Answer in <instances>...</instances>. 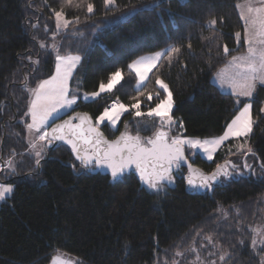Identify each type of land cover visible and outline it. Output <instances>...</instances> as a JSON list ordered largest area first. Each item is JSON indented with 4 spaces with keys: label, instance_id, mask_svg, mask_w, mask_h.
<instances>
[{
    "label": "trees",
    "instance_id": "1",
    "mask_svg": "<svg viewBox=\"0 0 264 264\" xmlns=\"http://www.w3.org/2000/svg\"><path fill=\"white\" fill-rule=\"evenodd\" d=\"M247 1L116 0L109 10L104 0H73L72 5L64 0H0V185L13 187L0 203V264H47L57 252L80 264H211L215 250L224 255L220 264H264V255L252 243V228L264 206V85L256 86L251 100H243L212 83L233 56L246 51L238 7ZM87 3L94 5L91 14ZM61 7L66 18L79 17V22L57 31L54 11ZM213 18L217 24L209 28ZM52 43L55 54L81 57L70 81L72 94L77 86L84 94L97 92L113 72L121 71V83L112 93L91 102L79 100L69 113L89 114L95 123L111 101L127 107L140 101L143 113L155 107L157 76L172 92L171 115L183 123L185 137L221 135L249 101L255 119L248 140L252 153L220 151L210 164L198 156L193 160L207 173L230 161L240 174L248 171V177L230 172L229 180L204 192L186 191L184 181L174 179L156 191L140 186L131 175L118 182L88 175L61 145L45 148L38 170L27 153L26 113L30 91L52 75ZM173 46L179 53L170 61L161 58L140 95L128 65ZM159 126L156 119L141 124L127 113L116 132L106 124L97 127L113 140L121 132L150 136ZM8 161L14 165L4 182Z\"/></svg>",
    "mask_w": 264,
    "mask_h": 264
},
{
    "label": "snow or ice",
    "instance_id": "2",
    "mask_svg": "<svg viewBox=\"0 0 264 264\" xmlns=\"http://www.w3.org/2000/svg\"><path fill=\"white\" fill-rule=\"evenodd\" d=\"M69 5L73 4V0H64ZM261 4H264V0H260ZM106 9L111 10L116 7V0H104ZM76 4V7H79ZM94 11V5L87 3V13L91 14ZM249 13H256V17L246 23L250 24L255 29L251 37L248 36V27L245 28V43L248 45L247 54L243 56H233L229 62L231 66L239 69L237 75L240 77L239 81L233 80L231 87L233 94L236 96L251 97L255 90L257 81L264 84V7H249ZM56 19V29H68L74 22H79V17L73 19L66 18V14L63 7L59 11H54ZM244 19V16H241ZM209 28H214L217 24L216 19H210L208 22ZM237 40L240 39V33H236ZM258 44L260 47L253 46ZM41 47H44L41 44ZM179 47H170L164 52H156L153 56L141 57L138 60L128 65V68L135 72L138 78V84L136 89L143 95L144 82L149 79V73L154 68H157L161 58H167L171 60L173 53H179ZM224 52L227 54L229 49L224 47ZM81 57L75 56H60L56 57V74L50 79L44 80L39 84L36 89L32 90L34 99H32L28 115L31 116L32 123L27 124L29 131H35L40 133L42 129L47 128L48 122L53 118L54 114L60 109L71 107L76 103V97L69 95L68 81L72 76V71L75 66L80 62ZM221 77L224 75L222 70L219 74ZM122 79V73L120 70L113 72L107 83H101L99 85V91L91 93L93 98L100 95L101 92L111 91ZM155 84L159 86L156 91L157 102L155 107H150L147 113L140 111V101H137L131 107L136 108L135 116L140 117L147 115L149 117H158L160 120L161 128L176 123L171 115L173 109V95L169 90V86L159 76L155 79ZM166 93V96L162 97V93ZM152 93L148 94L147 99L152 100ZM85 99H88V95H85ZM239 103V101H237ZM252 104L244 103L243 108L239 110V114L231 121L227 126V130L222 136L213 141H200L195 139H185L181 136H175L168 141V134L165 131H157L154 138H148L146 143L149 146H144L141 137L139 135L132 136L127 132H122L120 136L113 141L106 140L103 137V133L97 131V129L89 123L87 129V135L83 128V124L90 121L87 114H76L75 118L81 120L80 125L71 126L70 121H65L62 125H55L51 127V139L47 142L50 144L54 139L65 140L66 143L72 145V150L76 153V158L81 160L84 167H87L93 160L97 167H107L111 170V176L113 180H117L124 175L125 170L134 167L139 173L140 180L147 184L152 189L159 191L163 187V182H173V166L180 168L181 162H186L184 147L187 145L190 148H199L208 154V159L212 160V153L221 146L229 138L239 139L241 137L247 138L253 130L255 119L251 112ZM128 111V108L123 104H113L112 110L105 109L104 112L97 118L96 123L102 124L107 120L112 126H115L117 120L123 112ZM264 112V108L260 109ZM65 127L70 128V133L65 134ZM127 127V126H126ZM180 128H183V123L179 124ZM95 133V137L91 136ZM49 132L44 131L37 137L39 141H45L49 137ZM80 139L85 144L93 146L91 155L81 156V150L77 147L76 139ZM247 144V139L240 144L239 150L243 151ZM106 145L107 147H101ZM32 148H36V144L31 145ZM231 150V149H229ZM246 151L252 153V148L247 147ZM37 158L41 155V150L35 152ZM11 163V162H9ZM39 164V159L36 161ZM227 161L225 165H217L216 171L211 175L201 176L200 187H210V181H215L218 176H229L230 173L227 170ZM247 167V165H245ZM189 171L198 172L199 170L193 169L192 165H188ZM190 185H194L193 180H188ZM13 188L11 185H0V201L5 200L7 194H11ZM257 235L262 237L261 242L264 243V227L252 229ZM211 240V238H208ZM253 245L257 243L256 239L252 240ZM194 251V250H193ZM182 255V253H177ZM199 259V257H197ZM224 259L223 256L220 257ZM215 264V262H213Z\"/></svg>",
    "mask_w": 264,
    "mask_h": 264
},
{
    "label": "rangeland",
    "instance_id": "3",
    "mask_svg": "<svg viewBox=\"0 0 264 264\" xmlns=\"http://www.w3.org/2000/svg\"><path fill=\"white\" fill-rule=\"evenodd\" d=\"M250 7V4H248L247 2H245V3H243V4H240L239 5V7H238V12H239V15H240V18H241V16L243 15L244 16V19H242L241 18V20H242V22H243V24H244V27L246 28V27H248V36L249 37H251L252 35H253V33H254V31H255V29H253L252 28V26L250 25V24H248V23H246V21H250L251 19H253V18H255L256 17V13L255 12H253V13H249L248 12V8ZM262 16H264V15H262ZM244 42H245V29H244ZM256 45V44H255ZM257 46V45H256ZM51 47H52V51H53V53L55 54V52H54V43H52L51 44ZM258 47V46H257ZM246 52V51H245ZM155 53H153V54H150V55H146V56H142V57H149V56H153ZM245 53H243V54H239V55H244ZM239 55H236V56H239ZM60 56H75V54H68V55H60ZM56 57H57V54H55V63H54V68H53V72H52V75L50 76V77H48V78H46L45 80H47V79H50L53 75H55L56 74ZM141 58V57H140ZM139 59V58H138ZM138 59H136V60H138ZM135 60V61H136ZM232 60V58L230 59V61ZM80 61H81V59H80ZM134 62V61H133ZM79 64H80V62L75 66V68L73 69V71H72V76H71V78L69 79V81H68V87H69V95H70V97L71 96H74V97H76V103L79 101V100H81V101H83V103H86V102H91V101H94V100H97L99 97H100V95L101 94H103V93H108V94H110V93H112V91L116 88V87H118L119 85H120V83H121V80H120V82L109 92V91H105V92H101L100 93V95L99 96H97V97H95V98H93L92 96H91V94H87L88 95V99H85V95L86 94H84V93H82V92H80V89L78 88V86L77 87H75L74 88V90H73V94L71 93V84H70V81L72 80V78H73V75H74V73H75V71L77 70V68H78V66H79ZM131 64V63H130ZM226 66H228V67H226L225 69H223V71H224V75H223V77H221L219 74L221 73V71L220 72H217V74L214 76V78L212 79V83H214V84H216L219 88H220V90L223 92V93H227V94H230V95H232V96H234L235 98H239V99H243V100H251V97H244V96H236V95H234L233 94V89H232V87L230 86L231 85V83H232V81L233 80H236V81H239V79H240V77L237 75V73L239 72V69H236L235 67H233V66H231L230 64H229V62L226 64ZM223 68V67H222ZM129 69V68H128ZM129 71H131L130 69H129ZM153 71V70H152ZM132 72V71H131ZM133 74H134V76H135V78H136V83H135V90L136 91H138L137 89H136V85L138 84V78L136 77V74H135V72H132ZM151 73V72H150ZM150 73L148 74V75H150ZM44 80H42V81H40L36 86H35V88L34 89H36L38 86H39V84L41 83V82H43ZM146 82L147 81H145L144 82V85L146 84ZM260 84V82L259 81H257V83H256V86L257 85H259ZM215 85V86H216ZM264 85V84H263ZM157 86V88L159 89V86L158 85H156ZM256 86H255V88H256ZM142 87H144V86H142ZM161 92H162V90H160ZM255 91V90H254ZM163 93V92H162ZM164 94V96H166L167 94L166 93H163ZM29 95H30V100H29V106H28V110H29V108H30V104H31V101H32V99H34V97H33V94H32V90L30 91V93H29ZM75 103V104H76ZM248 103H249V101H248ZM75 104H73L71 107H68V108H63V109H60L57 113H55L54 114V116H53V118L52 119H50L49 120V122H48V127L47 128H44V129H42L41 130V132L40 133H37V132H35L34 130L33 131H29L28 130V128H27V124H30V123H32V120H31V116L30 115H28V114H26V124H25V132H26V143H27V146H28V150H27V153L29 154V155H34V157L35 158H37L36 157V155H35V152L37 151V150H41V155H40V159H42L43 157H44V155H45V145L43 144V143H41V142H39V140L37 139V137L39 136V135H41L42 134V132L44 131V130H47L53 123H55L56 121H58L59 119H61V118H63L64 116H66V115H68L71 111H72V109H73V107L75 106ZM127 107V106H126ZM128 108V111H126V112H123L121 115H120V118L117 120V122H116V124H115V126H112L107 120H105L104 121V123H102V124H97L96 123V126H98V127H100V126H102V125H108L109 127H118L119 125H120V123H121V120H122V118L127 114V113H130V114H132V118L134 119V120H136V121H140V123L141 124H143V121H146L147 123H152V121L154 120V119H156L157 121H160L159 120V118L158 117H149V116H147V115H143V116H140V117H137V116H135V112H136V108H133V107H127ZM173 108H174V104H173ZM28 110H27V113H28ZM172 111H173V109H172ZM104 112V111H103ZM102 112V113H103ZM148 112V111H147ZM146 112V113H147ZM101 113V114H102ZM100 114V115H101ZM238 114H239V112H238ZM237 114V115H238ZM99 115V116H100ZM98 116V117H99ZM97 117V118H98ZM97 118H96V120H97ZM231 123V122H230ZM229 123V124H230ZM228 124V125H229ZM177 125V126H176ZM227 125V126H228ZM158 126V125H157ZM139 127H140V124H139ZM160 128H161V125L159 126ZM141 128V127H140ZM162 130H164V131H166V132H168L170 135L168 136L169 137V141H171V139L173 138V137H175V136H181L182 138H185V139H195V140H200V141H205V140H208V141H213V140H215V139H217V138H219L220 136H222L223 134H224V132L227 130V127L225 128V130H224V132L221 134V135H219V136H216V137H212V138H192V137H185L184 135H183V133H182V131H181V128L179 127V123L178 122H176V123H174L173 125H171V127L169 128L168 126H165V127H163V128H161ZM251 134V133H250ZM250 134H249V136L247 137V138H244V137H241V138H239V139H236V138H229L227 141H225L221 146H219L213 153H212V155H213V159L212 160H209L208 159V154L206 153V152H204L202 149H199V148H190V147H188L187 145H185V147H184V154H185V157H187L188 158V160H191V161H193L194 159H195V157H199L200 159H202L203 161H205L207 164L209 163H212V161L214 160V157H215V155L218 153V152H220V151H223V152H225L226 154H230V153H232L233 154V156L235 155V156H238V155H240V154H245V156L248 154V152L246 151V149H247V147H249L248 146V140H249V137H250ZM245 139H247V144H245V149L243 150V151H241V150H239V146H240V144L241 143H243L244 141H245ZM46 142V140L44 141V143ZM32 144H36V148H32L31 147V145ZM229 149H231V150H229ZM191 161H189V162H191ZM11 162V161H10ZM21 162V159H19L18 160V163H20ZM246 160H245V158H243L242 159V164H244L243 165V167L242 168H244V170H245V165H246ZM12 164L14 165V163L13 162H11V163H7V169L4 171V175H3V179L5 180L4 182H6V180L8 179V177H9V174H8V170H9V168L12 166ZM248 167V166H247ZM246 167V168H247ZM232 173V172H231ZM232 175L233 176H235V177H237V175L236 174H234V173H232ZM243 175H245L244 173H243ZM245 176H247V175H245ZM2 186H9V185H7V184H5V183H2L1 184ZM13 188V187H12ZM12 194V193H11ZM11 194H7L6 195V198L8 197V196H10ZM4 201V200H3ZM3 201H0V203H2ZM264 203V202H263ZM263 208H262V211H260V213H259V219H258V221H257V223H256V225L252 228V229H255V228H260V227H264V206H262ZM252 233H253V236H254V239H256V241H257V243L255 244V246H256V249H257V252H259V253H261L262 254V257H263V255H264V243H262L261 242V240H262V237L260 236V235H257L254 231H252ZM212 256H213V262H215V264H220L219 263V261H223V260H221L220 259V257L221 256H223L224 257V255H222L221 254V252H219L218 250H215V252H213L212 254H211ZM213 262L211 263V264H213ZM190 264H207L206 262L204 263V262H201V261H199V262H197L196 260L195 261H193V262H189ZM263 263H264V261H263ZM47 264H80V262L76 259V258H74V257H72V256H69V255H67V254H64V253H61V252H57V253H55V254H53L51 257H50V259H49V262L47 263ZM210 264V263H209Z\"/></svg>",
    "mask_w": 264,
    "mask_h": 264
},
{
    "label": "water",
    "instance_id": "4",
    "mask_svg": "<svg viewBox=\"0 0 264 264\" xmlns=\"http://www.w3.org/2000/svg\"><path fill=\"white\" fill-rule=\"evenodd\" d=\"M77 113H80V112H74V113H71V114L67 115L66 117L62 118L61 120H58V121H56L55 123H53V124H52V125L46 130V131H48L49 134H50L49 137L46 138V140L51 139V127H53V126H55V125H62V124H64L65 121H70V124H71V126H73V127L76 126V125H80V124H81V120H80L79 118H75V119H73L74 117H76V114H77ZM80 114L83 115V114H86V113H80ZM87 116L90 118V121H89V122H86V123L83 124V128H84V130H85V134H86V135L88 134V133H87V129H88V127H89V123H91V125L94 126V127L97 129V131L103 133V132L101 131V129L98 128V127L96 126L95 120H94L89 114H87ZM160 131H163V130H160ZM64 132H65L66 135L69 134V133H70V128H69V127H65ZM165 132H166V131H165ZM155 134H156V133H155ZM155 134H154L153 136H151V137H147V138L144 139V141H143L144 143L142 142V143L144 144V146H149V147H150V145H147L146 141H147L148 138H154V137H155ZM91 136L94 138V137H95V133H92ZM119 136H120V135H118V136H117L115 139H113V140H116ZM103 137H104L106 140L113 141V140L107 139V137L105 136L104 133H103ZM74 139H76L77 147L81 150V152H80L81 156H84V155H86V154H87V155H91V154H92V149H93V146H92V145L85 144V143H83L82 140L77 139V138H75V137H74ZM168 141H169V140H168ZM169 142H170V141H169ZM59 145H61V146H63V147H65V148L68 149V151L70 152L71 157H72L74 163H76L77 166H79L80 168H82V169L84 170V172L87 173L88 175H101V176H103V177L106 176V177H109V178H110L111 182H118V181H121L123 178H125V177L131 175V176H133V177L137 180V182L139 183L140 186H147V184L143 183V182L140 180L139 173L135 170L134 167L125 170L124 175H123L121 178L117 179V180H113V179H112V176H111V170H110V169H108L107 167H97V166H96V163H95L94 160H93L91 163H89L87 167H84V165L81 163V160H78V159L76 158V153L73 152V150H72V145H71L70 143H66L65 140L54 139V140L51 141L50 144H49L48 142H46V144H45V148H46V150H49V149L56 148V147L59 146ZM101 147H107V146H106V145H101ZM46 159H47V157H46ZM185 160H186V162H181L180 169L182 168V169H184V170L186 171V176L184 177V184H185V190H186V191H195V192L201 191V192H204V191L210 189L212 186H217L218 183L220 182V178H221V179H224L225 181H227V180L230 179L231 174L229 175V178H228L227 176H222V175H221V176H218L217 179H216L215 181H210V187H200L199 185H200V183H201V176H202V175H204V176H208V175H211V173H210V174H203V171H202L201 169H199V168L193 166V165L187 160L186 157H185ZM225 162H226V161H225ZM225 162H223L221 165H225ZM227 162H228V163H227V170H228L229 173L232 172V173L236 174L237 177H238V176L248 177V171H246L247 176H243L242 174H240L239 171H237L236 169H233V164H232L230 161H227ZM189 164L192 165V168H193V169H197V170H199V171H198V172H192V171H189V168H188V165H189ZM1 166H3V164H1ZM39 167H40V163L37 164V169H38V170H39ZM70 167L73 168L72 165H70ZM243 169H244V168H243ZM175 171H176V167L173 166V174L175 173ZM214 171H216V168L213 170V172H214ZM190 178L193 180V183H194L195 186L190 185V184L188 183V180H189ZM231 180H232V179H231ZM167 183H168L167 181L163 182V184H165V185H166Z\"/></svg>",
    "mask_w": 264,
    "mask_h": 264
},
{
    "label": "flooded vegetation",
    "instance_id": "5",
    "mask_svg": "<svg viewBox=\"0 0 264 264\" xmlns=\"http://www.w3.org/2000/svg\"><path fill=\"white\" fill-rule=\"evenodd\" d=\"M136 125V124H135ZM137 133L135 134V135H139L140 137H141V140H142V142L144 141V139L146 138V134L144 133V132H138V131H136ZM170 134L168 133V136H169ZM144 143V142H143ZM187 158V157H186ZM187 160H188V158H187ZM188 161H191V160H188ZM193 166H195V167H197V168H199V169H201L202 171H203V174H210V173H212L213 171H211V172H205V170L204 169H202L201 167H199V166H196L195 164H194V161H191L190 162ZM215 167H217V166H215ZM215 169V168H214ZM213 169V170H214ZM186 176V171L184 170V169H180V168H176V171H175V173L173 174V180L174 179H178V180H182V181H184V177ZM221 178H220V182L218 183V185L221 183ZM167 184H169V183H167ZM163 185H165V184H163ZM207 191V190H206ZM198 192H200V191H198Z\"/></svg>",
    "mask_w": 264,
    "mask_h": 264
},
{
    "label": "crops",
    "instance_id": "6",
    "mask_svg": "<svg viewBox=\"0 0 264 264\" xmlns=\"http://www.w3.org/2000/svg\"><path fill=\"white\" fill-rule=\"evenodd\" d=\"M247 3L248 4H250V6L251 7H253V8H256V7H264V4H261V2H260V0H250V1H247ZM261 15H264V13H262ZM257 46H258V48L260 47L258 44H256ZM255 45V43H254V45L253 46H255V47H257ZM245 47H246V52H245V54L244 55H246L247 54V49H248V45L245 43ZM239 56H243V55H239ZM228 62H230V60L228 61ZM227 62V63H228ZM226 63V64H227ZM230 64V63H229ZM226 67H228V66H224L223 68H221L218 72H220V71H222L223 69H225ZM217 74V73H216ZM215 74V75H216ZM214 75V76H215ZM214 78V77H213ZM212 78V79H213ZM214 84V83H213ZM261 84V83H260ZM214 85H216V84H214ZM216 87L220 90V88L216 85ZM221 91V90H220ZM222 92V91H221ZM117 127H112V130H114V129H116ZM44 131H46V130H44ZM43 131V132H44ZM39 142H41V143H43L44 144V141H39ZM34 156V155H33ZM35 158V157H34ZM37 159H39L40 160V158H35V160L37 161ZM8 162H10V161H8Z\"/></svg>",
    "mask_w": 264,
    "mask_h": 264
},
{
    "label": "built area",
    "instance_id": "7",
    "mask_svg": "<svg viewBox=\"0 0 264 264\" xmlns=\"http://www.w3.org/2000/svg\"><path fill=\"white\" fill-rule=\"evenodd\" d=\"M114 103L118 105L117 102H115V101H111V102L107 105L106 108L109 109V110H112V105H113ZM0 171H1V168H0Z\"/></svg>",
    "mask_w": 264,
    "mask_h": 264
},
{
    "label": "clouds",
    "instance_id": "8",
    "mask_svg": "<svg viewBox=\"0 0 264 264\" xmlns=\"http://www.w3.org/2000/svg\"><path fill=\"white\" fill-rule=\"evenodd\" d=\"M117 103H118V102H117ZM118 105H119V104H118ZM112 131L116 132V131H117V128L114 129V130H112ZM121 133H122V132H121ZM121 133H120V134H121ZM120 134H118V135H120ZM118 135H117V136H118ZM129 135H130V134H129ZM132 136H136V135H132ZM151 136H152V135H150V136H146V138H147V137H151ZM3 166H4V164H3ZM3 166L0 165V168L2 169Z\"/></svg>",
    "mask_w": 264,
    "mask_h": 264
}]
</instances>
